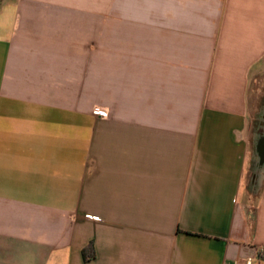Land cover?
<instances>
[{
  "label": "crops",
  "instance_id": "obj_1",
  "mask_svg": "<svg viewBox=\"0 0 264 264\" xmlns=\"http://www.w3.org/2000/svg\"><path fill=\"white\" fill-rule=\"evenodd\" d=\"M263 74L264 0H0V264H264Z\"/></svg>",
  "mask_w": 264,
  "mask_h": 264
},
{
  "label": "rangeland",
  "instance_id": "obj_2",
  "mask_svg": "<svg viewBox=\"0 0 264 264\" xmlns=\"http://www.w3.org/2000/svg\"><path fill=\"white\" fill-rule=\"evenodd\" d=\"M264 134V74L259 76L253 86L251 96V114L248 139L251 144V154L254 159L249 163V169L255 181L264 171L259 165L258 140Z\"/></svg>",
  "mask_w": 264,
  "mask_h": 264
},
{
  "label": "water",
  "instance_id": "obj_3",
  "mask_svg": "<svg viewBox=\"0 0 264 264\" xmlns=\"http://www.w3.org/2000/svg\"><path fill=\"white\" fill-rule=\"evenodd\" d=\"M258 155L260 158L259 165L261 169L264 171V134L258 140Z\"/></svg>",
  "mask_w": 264,
  "mask_h": 264
},
{
  "label": "built area",
  "instance_id": "obj_4",
  "mask_svg": "<svg viewBox=\"0 0 264 264\" xmlns=\"http://www.w3.org/2000/svg\"><path fill=\"white\" fill-rule=\"evenodd\" d=\"M97 116H104L105 113L103 111H96ZM261 256L264 258V250L261 251ZM247 264H253L252 260L247 261Z\"/></svg>",
  "mask_w": 264,
  "mask_h": 264
}]
</instances>
